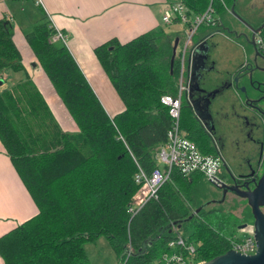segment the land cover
<instances>
[{
    "label": "trees",
    "instance_id": "trees-1",
    "mask_svg": "<svg viewBox=\"0 0 264 264\" xmlns=\"http://www.w3.org/2000/svg\"><path fill=\"white\" fill-rule=\"evenodd\" d=\"M175 1L190 15L207 6L222 11L235 2ZM216 23L224 36L235 38L245 49L251 46L250 37L233 36L239 32L222 21ZM11 29L0 16V143L37 212L0 235L2 264H91L83 243L100 236L115 254L116 264H150L170 250L167 243L177 233L193 245V259L204 261L223 253L231 239L240 237L238 226L252 222L249 208L235 212L214 203L219 196L203 193L198 174L173 171L154 199L134 214L127 211L140 192L134 173L137 168L145 173L154 168V149L165 141L171 124L160 98L176 94V52L183 37L159 26L126 41L108 39L93 47L123 105L109 116L64 43L51 40L48 20L41 17L29 31L18 30L23 51ZM27 67L37 68L41 76L33 78L35 72L28 70L29 75ZM6 70L20 75L8 83ZM220 71L209 74L207 81L222 76ZM45 89L54 95L69 128L63 127L48 103ZM180 104L181 129L202 152L216 153L208 142L199 140L201 128L190 107L182 100ZM205 202L209 203L202 206Z\"/></svg>",
    "mask_w": 264,
    "mask_h": 264
},
{
    "label": "flooded vegetation",
    "instance_id": "flooded-vegetation-1",
    "mask_svg": "<svg viewBox=\"0 0 264 264\" xmlns=\"http://www.w3.org/2000/svg\"><path fill=\"white\" fill-rule=\"evenodd\" d=\"M236 28L229 27V30L234 32ZM213 35L205 34L192 46H189L190 41L186 45L183 60L187 51V78L185 84L182 78L184 89L181 100L187 103L199 123V140L208 142L223 159L227 176L223 185H232L240 191L251 190L264 166V55L253 47L245 49L241 46L243 51L239 49L240 55H235L233 61L228 63L230 70L222 68V76L208 82L209 74L219 70L213 67L214 44L208 40ZM233 36L244 38L240 32ZM229 39L237 43L235 38ZM234 46L238 50V46ZM197 49L206 50L204 58L197 63L201 79L190 81L191 56L197 53ZM223 156L230 161L227 163ZM217 189L220 197L221 187ZM235 197L242 206L249 208L245 198L233 191H227L224 200ZM259 209L264 212L263 206H259ZM242 224L245 226L241 229L252 223Z\"/></svg>",
    "mask_w": 264,
    "mask_h": 264
},
{
    "label": "crops",
    "instance_id": "crops-1",
    "mask_svg": "<svg viewBox=\"0 0 264 264\" xmlns=\"http://www.w3.org/2000/svg\"><path fill=\"white\" fill-rule=\"evenodd\" d=\"M169 1L171 0H39L38 5L34 4L42 10L40 19L44 17L52 28L63 31L66 36L64 45L105 112L112 116L121 111L123 105L97 61L93 47L108 39L126 41L165 25L160 21V12ZM18 3L26 6L28 2L0 0V16L10 20L14 13L13 6ZM14 26L18 31V27ZM219 35L226 38L220 32ZM18 39L21 43L20 34ZM236 46L243 51L239 44L236 43ZM213 67H216L215 64ZM33 71L37 73V68ZM36 212L37 208L31 196L0 143V235Z\"/></svg>",
    "mask_w": 264,
    "mask_h": 264
},
{
    "label": "built area",
    "instance_id": "built-area-1",
    "mask_svg": "<svg viewBox=\"0 0 264 264\" xmlns=\"http://www.w3.org/2000/svg\"><path fill=\"white\" fill-rule=\"evenodd\" d=\"M34 3L38 5L39 0H34ZM212 12V8L207 6L202 13L190 15L187 8L178 1L165 4L164 9L160 12L162 24L168 25L173 21L179 22L182 26L184 25V29L189 34L187 38H184L178 54L179 76L176 94L175 96L163 95L160 98V102L167 107L171 124L166 131L165 141L154 149V168L148 173L137 168L133 175V180L139 186L140 192L136 194V201L127 208L130 214H134L147 200L154 199L159 186L169 180L173 171L183 176L199 174L215 188H220L225 182L222 177V170L224 169L220 154L202 152L179 126L181 93L184 89L182 84L184 51L198 26L203 24L217 25L218 20L212 17ZM65 38L63 31L53 28L51 40L64 43ZM250 39L252 47L264 55V27L256 31L250 30ZM167 247L170 250L162 253L150 264H200L202 262V260L193 259V245L186 242L178 233L173 240L167 243ZM228 249L244 255L254 253L256 243L252 235V227L243 236L231 239Z\"/></svg>",
    "mask_w": 264,
    "mask_h": 264
},
{
    "label": "rangeland",
    "instance_id": "rangeland-1",
    "mask_svg": "<svg viewBox=\"0 0 264 264\" xmlns=\"http://www.w3.org/2000/svg\"><path fill=\"white\" fill-rule=\"evenodd\" d=\"M25 1L28 2L26 6H23L19 3L14 5L13 6L14 13L11 14V19L10 20L8 18L5 19V21L10 23L12 27L11 32L14 34L13 35L14 41L22 51L24 50L23 43L22 41L20 43L18 39L20 33L16 29H14L15 28L14 25H16L20 31L27 32L30 30V27L33 23L40 20V14H41L39 7L36 6L32 0H25ZM174 1L175 0H171V2ZM22 8L23 11H21ZM241 16L245 17L246 19L245 18H244L245 20L242 19ZM212 17L214 19H217L218 21L224 22V24L228 25L229 27L236 26L237 27L236 30L240 32V34L242 33L243 37L246 39L250 37V29L246 24L253 26L255 25L256 22H259L261 19L264 18V0H235L234 5L232 7L227 4L224 7V10L214 11L212 13ZM240 20H242L244 23H242ZM162 26L166 33L179 38L182 37L183 39L185 37L187 38L189 34V32L185 30L182 24L179 22L173 21L170 22L168 25H162ZM15 31L19 33L18 34L16 32V35L18 37L15 36ZM203 32H206L207 34L214 33L213 37H211V39L208 40L212 44H214V48H212V52H213L212 55L213 58L215 59V66H216L215 68L219 70H222V68L229 69L228 63L233 61L235 55L237 54L240 55L239 49L238 50L235 49L234 45L236 43H232L231 40L226 39L228 37L225 38L222 35H219V32L221 31H219L215 25L214 26L200 25L196 28L195 35L190 40L189 46H192L199 39V37L202 35ZM60 43H61L60 41H55L56 45H59ZM251 47L252 46H249V48ZM178 49H180V47H178L177 50ZM176 53L178 55V51ZM187 66H188V62H187V51H186L184 58V65H183V74H182L184 84H185V79L187 78V73H186ZM27 70L33 71L32 68L30 67L29 68L27 67ZM19 75H20L19 72L13 73L10 70L5 71V77L8 78L6 80L8 81V83L9 82L11 83L12 81L16 80L19 77ZM39 76H41L40 72L33 74V78L37 79ZM3 86H5V84H3ZM49 91H50L49 89L48 91H46L45 89L46 99L48 103L50 104L52 109L55 112H57V114L59 115L60 119L62 120L61 124L63 125V127L69 128L70 125L65 117V113L62 111L60 105L56 102L54 95L49 93ZM181 96H183V92L181 93ZM153 154L155 155V152H153ZM224 159L226 160V162L230 161L227 159V156H225ZM222 177L224 180H226L227 178L224 170H222ZM201 180L204 186L201 187L200 189L207 197L215 198L219 196V189L215 188L210 183H208L202 176H201ZM210 206L212 205H209L207 207ZM221 206L226 210L233 208L235 212L237 211L239 212L241 211L242 208H244L245 205L242 206L239 199L235 197V198H226L225 201L221 203ZM247 221L250 222V220ZM250 228L251 225H247L245 228H243V230H237V235H239L240 237L243 236L246 233V231H248ZM227 233L228 230L225 229L223 231V234H227ZM83 249L91 264H116V256L113 253L110 246L108 245L105 238L102 236L98 237L93 242L88 241L83 243Z\"/></svg>",
    "mask_w": 264,
    "mask_h": 264
},
{
    "label": "water",
    "instance_id": "water-1",
    "mask_svg": "<svg viewBox=\"0 0 264 264\" xmlns=\"http://www.w3.org/2000/svg\"><path fill=\"white\" fill-rule=\"evenodd\" d=\"M242 23H244L242 20H240ZM250 30H259L262 27H264V20L258 24L256 27L251 26L249 24H246ZM250 45L252 46V41L250 39L249 41ZM175 45H176V39L174 41V44L172 46V52L170 57V66L172 64L174 55H175ZM202 47V46H201ZM200 47V48H201ZM199 51H202L201 53ZM195 52L196 54H193L191 57V63H190V81L201 79V75L198 74L197 70L199 67L197 66V63L199 64L201 59L204 58V53L206 52L205 49H197ZM33 65V64H32ZM210 78V77H209ZM207 78V80L209 79ZM213 80H215V77H212ZM227 191H233L237 195H239L242 198H245L247 205L250 208V212L252 215V235L254 238V241L256 243V249L254 253L249 255H244L236 252L232 249H227L221 254H218L209 260H204L200 264H264V212H262L259 209V206L264 207V166L262 169V173L259 177V179L256 181L253 189L251 190H244L240 191L238 188H235L232 185H222L221 186V193L220 197L213 201L214 203H221L225 198V193ZM209 202H205L202 206L208 204ZM199 208L195 209V212L198 211ZM244 224H241L238 226L239 229L244 227Z\"/></svg>",
    "mask_w": 264,
    "mask_h": 264
},
{
    "label": "bare ground",
    "instance_id": "bare-ground-1",
    "mask_svg": "<svg viewBox=\"0 0 264 264\" xmlns=\"http://www.w3.org/2000/svg\"><path fill=\"white\" fill-rule=\"evenodd\" d=\"M169 96V95H168Z\"/></svg>",
    "mask_w": 264,
    "mask_h": 264
}]
</instances>
